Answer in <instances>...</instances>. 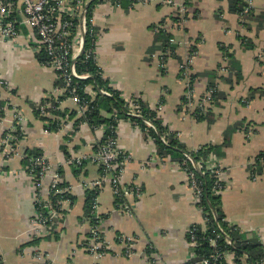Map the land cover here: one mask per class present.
<instances>
[{"label":"crops","instance_id":"0c3cea01","mask_svg":"<svg viewBox=\"0 0 264 264\" xmlns=\"http://www.w3.org/2000/svg\"><path fill=\"white\" fill-rule=\"evenodd\" d=\"M123 1L98 0L93 8L96 63L103 77L122 97H138L156 109L187 149L221 146L219 155H210L222 168L226 185L223 220L240 242L264 247V168L251 175L252 162L264 149V18L256 19L264 12V0H256L244 24L230 11L231 0H192L184 23L163 0ZM161 25L172 50L155 41ZM21 29L15 42L0 41V264H177L192 258L187 231L194 225L203 228L205 221L186 172L171 157H159L154 143L128 119L117 120L114 133L118 149L130 157L122 184L139 186L141 196L128 216L105 184L97 202L110 252L98 259L85 251L91 224L87 183L101 174L93 158L108 126L75 125L82 115L78 105L63 95L55 72L38 61L35 43L26 41L30 30ZM221 47L233 55L231 74L219 72L226 57ZM190 77L191 87L186 82ZM188 88L191 108L187 102L181 105ZM209 88L217 96L205 106L204 119L197 120L194 111ZM47 100L56 103L58 113L48 109L41 118L35 110ZM52 121L57 122L55 130L49 128ZM7 135L14 138L4 144ZM30 150H38L58 170L72 197L64 198L62 210L45 227L33 222L36 201L49 215L51 190L48 182L38 189L30 177L28 160L24 162ZM81 155L88 158L79 167L74 160ZM118 235L135 237L134 255H124ZM224 264H248L247 256L229 251Z\"/></svg>","mask_w":264,"mask_h":264},{"label":"built area","instance_id":"2783aa9c","mask_svg":"<svg viewBox=\"0 0 264 264\" xmlns=\"http://www.w3.org/2000/svg\"><path fill=\"white\" fill-rule=\"evenodd\" d=\"M91 0H0V41L15 42L22 36L21 26H25L30 30L29 37L26 41L32 40L35 43L36 52H43L46 60L42 63L44 66L52 69L56 74L57 82L60 83L63 95L72 100L79 107L80 114L87 110L88 105L82 103L77 94V89L74 80H85L89 78L88 74H79L76 70L77 58L82 54L85 36L93 32L89 29L88 23L92 24V18L87 17V4ZM192 0H163L164 3L169 5L174 11V17L177 21L184 23L188 17V2ZM244 6L239 13L241 23H245L255 9L256 0H243ZM187 15V16H186ZM160 29L163 26H158ZM157 27V28H158ZM172 39L170 40V42ZM86 58L92 57L96 61L95 48L86 52ZM195 53L193 52L188 58L187 64H191L194 59ZM226 58H223V65L219 68L222 75L227 74L228 68L224 65ZM186 68V64L182 65ZM84 92L93 100L98 91L96 92L92 86H85ZM215 88H209L204 95L203 101L198 105L199 111L203 112L205 106H208L212 99ZM99 93L109 96L110 93L106 90H99ZM192 90L188 88L186 98L187 106L191 108L193 101L191 98ZM51 98V96H50ZM127 104V113L134 117H139L140 112L134 100L129 97H122ZM48 99V98H47ZM53 99V98H52ZM52 108V102L46 101L40 105V112L46 115V111ZM161 104H159V108ZM115 117V116H114ZM85 123V122H81ZM148 127L153 128V125L146 121ZM80 126V125H79ZM110 130L109 135L98 146L94 156L95 163L100 167L101 174L95 180L87 183L90 190L95 192V197L92 199L89 227V239L86 242V249L98 258H102L105 254L110 252L109 243L105 240L104 234L101 230L104 219L102 218L97 196L100 189L108 184L112 189L113 194L118 203V209L125 215H131L134 209V200L141 196V189L137 185L124 186L122 184V177L126 166L130 161V157L118 149L117 140L114 136L115 126L106 127ZM14 137L7 135L3 143L6 144ZM88 158L86 155H81L75 158L74 164L81 167L82 163ZM196 169H206L214 173L217 184L214 187L215 194H222L226 185H224L221 177L223 174L222 168L217 164L214 156L209 155L205 162H198L193 164L192 158L185 155ZM256 161L252 162V167L255 166ZM264 165V157L261 161ZM187 175L188 184L194 194V201L196 205L200 202V187L194 176L192 170L183 168ZM27 171L30 177L35 181L36 187L40 189L44 182H48L51 194L65 195L68 194V189L61 187L62 183L60 173L57 169H53L45 160L42 155H37L29 158ZM222 183V184H221ZM120 200V201H119ZM64 199L57 201L59 210ZM37 205L41 206L38 199ZM198 206V205H197ZM39 208V207H38ZM200 208V206H198ZM201 210V208H200ZM202 211V210H201ZM58 213L50 211L48 214H43L39 210L36 213L34 224L39 226H47L51 218L57 216ZM204 221L206 219L204 218ZM189 242L192 247L198 245V238L195 234V228L188 229ZM220 235L214 232V235L208 238L209 245L213 248V252L200 259L196 258L194 253L192 258H187L179 261L177 264H224L226 254L229 251H221L218 247V239ZM202 239H205L202 237ZM118 244L124 247V255L131 257L135 254V237L130 235H118L116 237ZM226 244L231 245V241L226 239ZM40 259V257H37Z\"/></svg>","mask_w":264,"mask_h":264},{"label":"trees","instance_id":"16d2710c","mask_svg":"<svg viewBox=\"0 0 264 264\" xmlns=\"http://www.w3.org/2000/svg\"><path fill=\"white\" fill-rule=\"evenodd\" d=\"M98 0H92L89 2L87 7V17L88 19L92 18L93 8L95 3ZM112 2H120V4H124L123 0H111ZM188 2L187 4H191ZM231 9L230 11L239 15L241 10L243 9L244 2L243 0H231L230 2ZM252 14L248 18H251ZM264 18V12L258 16L256 19L261 20ZM89 29H92L93 32L88 33L85 36V44L83 48L82 54L77 58L76 61V70L79 74H88L89 78L85 80H74L75 86L77 89V94L82 103H86L88 105L87 110L75 121V125H78L81 122H85L89 127L95 129L100 126H115L117 120L120 119H128L133 122L136 126L141 129L143 137L146 140H151L155 145L156 154L165 158L167 156L171 157L172 160L177 161L182 168H187L192 170L194 176L200 187V202L197 204L200 206L203 217L206 219L204 227H200L199 225H194L192 227L195 228V234L198 238V245L194 247V252L196 254V258L200 259L202 257L208 256L213 252V248L208 243V238L214 235V232L220 235L218 239V247L221 251H231L235 254L236 257H240L243 255L247 256L248 264H262L264 261V247L260 244H249L240 242L237 239V234L228 227L227 223L223 220L225 218L222 208H221V193L215 194L214 187L217 184V179L209 170L205 168L202 170L196 169L195 165L193 166L189 161L186 160L185 155H189L192 158L193 164H196L200 161L205 162L210 154L219 155L221 146L218 145H203L197 148L196 150H189L187 147L179 140L177 133L170 131L166 126L163 125L162 120L158 116V112L151 108H149L140 98L131 97L135 104L138 106V110L140 112L139 117L131 116L127 113V104L125 100L122 98L121 94L113 89L109 82L103 77L102 71L97 65L96 61L92 58H86V52L95 47V28L91 23H88ZM170 35L166 33L162 29H157L155 31V41L160 42L163 46V50L170 49L172 50L174 47L170 46L168 43V39ZM245 44L244 48H248V41L246 42L245 38L241 39ZM251 46V45H250ZM221 51L226 55V63L224 64L228 70L231 71L235 68L233 65V55L227 52L225 47H221ZM38 61L44 63L46 60V56L43 52H40L37 55ZM232 60V64H231ZM223 65V60L220 62L219 66ZM237 78L241 77L240 72L238 71ZM231 78V75L229 76ZM228 77V78H229ZM226 78V79H228ZM92 86V88L98 93L96 97L91 100L90 97L84 92L85 86ZM211 87H214V84H210ZM106 90L110 93L109 96L103 95L99 93V90ZM217 96V92L213 93V96ZM186 98H181V105L186 103ZM56 103L52 102V108L48 111H52L54 113H58L56 110ZM115 112V113H114ZM36 115L44 116L41 114L39 109L35 110ZM115 117H114V114ZM194 113L197 120H203L206 115H203L202 112L195 109ZM104 114L108 115L105 117ZM146 121H149L153 128L148 127L146 125ZM51 130H55L57 128V122H51L50 127ZM109 129L105 131V134L109 135ZM104 140V139H103ZM100 141V143L103 142ZM99 143V144H100ZM98 144V145H99ZM97 147V146H96ZM95 147V148H96ZM98 148V147H97ZM96 148V149H97ZM40 155L38 150H30L28 156L24 159V162L27 163L29 158ZM264 157V149L256 156L255 161L256 164L251 168V175L256 176L262 173L264 165H261V161ZM61 172V171H60ZM222 184V183H221ZM224 184V183H223ZM225 185V184H224ZM61 187H64V184H60ZM49 211H55L59 213V206H57V201L59 199H69L72 197L68 194L65 195H55L53 196L49 193ZM95 197V192L92 190H87L86 192V213L87 217H91V203L92 199ZM120 201V200H119ZM118 203V199H116V203ZM38 210L46 214L44 206H37ZM92 222V220H91ZM229 236L232 240L231 245L226 244V237ZM204 237L205 239H202ZM187 238L189 240V236L187 234ZM33 240L30 243H35Z\"/></svg>","mask_w":264,"mask_h":264},{"label":"rangeland","instance_id":"374dc122","mask_svg":"<svg viewBox=\"0 0 264 264\" xmlns=\"http://www.w3.org/2000/svg\"><path fill=\"white\" fill-rule=\"evenodd\" d=\"M250 18H248V19H246V20H249ZM242 24H244V23H242ZM259 58H261V56H259ZM186 82H188V83H190V84H188V85H190V87H191V85H192V82H191V77L189 78V79H187L186 80ZM186 100H187V98H186ZM187 102V101H186ZM188 181V180H187ZM138 199H140V197L138 198ZM138 199H137V201H138ZM133 213H134V209H133V212L131 213V215H128V216H132L133 215ZM88 239H89V236L87 237V239L85 240V242H87L88 241ZM84 249H85V251L87 252V253H89L90 255H92V256H94V257H96V258H98L97 256H95V255H93V254H91L87 249H86V244H85V247H84ZM98 259H100V258H98Z\"/></svg>","mask_w":264,"mask_h":264},{"label":"water","instance_id":"95a60500","mask_svg":"<svg viewBox=\"0 0 264 264\" xmlns=\"http://www.w3.org/2000/svg\"><path fill=\"white\" fill-rule=\"evenodd\" d=\"M54 220H56V218H54Z\"/></svg>","mask_w":264,"mask_h":264}]
</instances>
